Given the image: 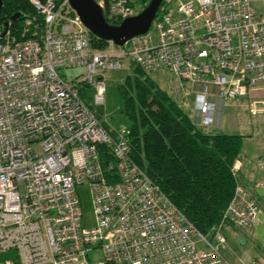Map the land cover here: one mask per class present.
I'll use <instances>...</instances> for the list:
<instances>
[{
  "label": "built area",
  "instance_id": "built-area-1",
  "mask_svg": "<svg viewBox=\"0 0 264 264\" xmlns=\"http://www.w3.org/2000/svg\"><path fill=\"white\" fill-rule=\"evenodd\" d=\"M93 1L119 22L138 13L136 0ZM27 2L41 19L40 39L0 37V254L13 253L0 264L224 263V232L249 228L259 213L237 181V159L231 198L202 235L131 159L127 127L105 128L79 89L91 86L93 105H103V73L129 60L147 75L168 74L175 87L188 83L198 125L208 127L210 98L264 91V10L252 0H161L145 33L94 50L68 0ZM69 68L83 72L67 82L58 70ZM248 104L254 115L264 99ZM82 183L90 227L75 191Z\"/></svg>",
  "mask_w": 264,
  "mask_h": 264
},
{
  "label": "trees",
  "instance_id": "trees-1",
  "mask_svg": "<svg viewBox=\"0 0 264 264\" xmlns=\"http://www.w3.org/2000/svg\"><path fill=\"white\" fill-rule=\"evenodd\" d=\"M0 2V35L5 29L7 32L3 41L12 44L40 39L43 25L27 0ZM14 14L17 16L10 21ZM102 16L110 25L119 23L104 13ZM89 38L94 50L107 45L90 34ZM117 94L130 122L127 143L131 159L200 234H207L233 193L230 167L238 158L242 137L205 132L135 66L132 75L125 76L118 86ZM98 150L105 165L110 160L107 151L101 146Z\"/></svg>",
  "mask_w": 264,
  "mask_h": 264
},
{
  "label": "crops",
  "instance_id": "crops-1",
  "mask_svg": "<svg viewBox=\"0 0 264 264\" xmlns=\"http://www.w3.org/2000/svg\"><path fill=\"white\" fill-rule=\"evenodd\" d=\"M166 88V93L175 102H178L181 93L186 94L183 110L199 126L198 115L192 108L193 92L189 84L181 81L180 87H175L172 81L166 84ZM262 99L264 91L260 88L250 90L245 97L223 103L210 98L209 102L214 107L213 123L205 128L199 126L205 132L212 130L213 133L242 137L237 158V181L259 208V213L249 228L224 232L225 247L221 252L224 263L221 264H247L250 261L264 264V137L259 135L260 131H264V105H257L260 111L254 115L248 112L250 100Z\"/></svg>",
  "mask_w": 264,
  "mask_h": 264
},
{
  "label": "rangeland",
  "instance_id": "rangeland-1",
  "mask_svg": "<svg viewBox=\"0 0 264 264\" xmlns=\"http://www.w3.org/2000/svg\"><path fill=\"white\" fill-rule=\"evenodd\" d=\"M149 0H137L136 10L138 12L148 3ZM256 12H262L264 9V0H252ZM133 65L129 60H125V66L118 70H109L104 74V103L101 106H94L92 103L93 89L91 86L80 87L79 98L89 107L90 111L96 114L97 119L104 125L105 128L114 131L120 127H129L130 122L124 114V106L122 99L118 96V86L122 84V80L127 75H132ZM83 72L80 68L59 69L58 74L67 82H70L75 77ZM148 77L161 89L166 90V84L173 80L170 76L151 73ZM170 79V80H169ZM167 91V90H166ZM213 133L212 130L208 131ZM264 131H260L264 137ZM262 133V134H261ZM80 203L81 220L84 227L93 225V216L90 203V195L88 187L85 183L77 186L75 189ZM91 256L90 253H88ZM13 258V253L0 254V261Z\"/></svg>",
  "mask_w": 264,
  "mask_h": 264
},
{
  "label": "water",
  "instance_id": "water-1",
  "mask_svg": "<svg viewBox=\"0 0 264 264\" xmlns=\"http://www.w3.org/2000/svg\"><path fill=\"white\" fill-rule=\"evenodd\" d=\"M68 3L90 35L115 46H121L129 38L146 32L161 0H149L136 15L127 17L116 25H110L104 20L93 0H68ZM15 16L17 14L12 15L10 21L14 20ZM6 25L7 23L5 27ZM5 31L6 29L0 37H3Z\"/></svg>",
  "mask_w": 264,
  "mask_h": 264
}]
</instances>
